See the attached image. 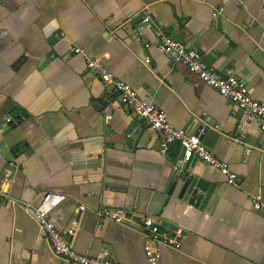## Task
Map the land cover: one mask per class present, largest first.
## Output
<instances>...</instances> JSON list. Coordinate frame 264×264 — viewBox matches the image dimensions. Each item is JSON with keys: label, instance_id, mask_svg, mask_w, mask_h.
<instances>
[{"label": "crops", "instance_id": "0c3cea01", "mask_svg": "<svg viewBox=\"0 0 264 264\" xmlns=\"http://www.w3.org/2000/svg\"><path fill=\"white\" fill-rule=\"evenodd\" d=\"M161 29L264 102L259 0H0V142L7 150H0V264H67L31 211L7 198L37 205L45 193L66 196L50 218L63 230L78 222L71 245L80 254L106 250L115 264H143L142 218L157 216L168 234H183L181 249L162 248L160 264H264V133L171 64L159 48ZM104 55L110 71L173 126L190 130L198 121L204 144L230 164L236 183L198 160L194 173L211 188L207 201L170 197L174 164L158 136L87 66V58ZM13 109L27 117L2 137ZM136 121L140 136L128 143ZM168 153L175 161L182 155L177 144ZM103 207L125 209L132 222L99 219Z\"/></svg>", "mask_w": 264, "mask_h": 264}, {"label": "built area", "instance_id": "2783aa9c", "mask_svg": "<svg viewBox=\"0 0 264 264\" xmlns=\"http://www.w3.org/2000/svg\"><path fill=\"white\" fill-rule=\"evenodd\" d=\"M264 13V0H259ZM223 9L216 11V18ZM143 23L151 24L149 15L144 16ZM159 48L175 67L184 68L190 75L196 78L199 85H205L218 91V93L243 111L246 119L257 123L264 133V102L252 96L248 86L237 76H223L213 66L206 63L201 52L190 48L186 44L176 41L163 29L157 34ZM76 53H83L81 49H76ZM109 55L102 58H87V66L91 71L98 73L105 85L112 88L123 105L135 112L159 138L162 153H167L170 146L177 144L183 154V162L191 160L201 161L204 164L218 170L227 177L229 184H235L238 177L232 172L227 161L218 159L204 144V131L200 123L193 120L190 130L178 129L173 126L167 114L161 110L149 97L141 96L130 84L117 78L107 67ZM146 65L149 59L144 61ZM140 128L133 130L134 135L138 134ZM131 137V135H129ZM13 166V163H11ZM14 205H20L31 211L40 232L48 240L53 253L67 264H115L108 251H102L97 255H85L75 251L71 245V238L78 228V222L73 221L66 229H60L52 220V212L61 205L66 196L57 193H45L39 204L34 205L7 197ZM256 209L261 205L257 203ZM81 211L85 207L80 208ZM99 219L109 220L117 224L132 222V217L125 209H111L103 207L96 212ZM143 231L146 235L144 252L146 262L143 264H160L163 256V247L179 250L183 244V234L176 232L168 234L164 228L162 220L157 216H145L142 218Z\"/></svg>", "mask_w": 264, "mask_h": 264}, {"label": "water", "instance_id": "95a60500", "mask_svg": "<svg viewBox=\"0 0 264 264\" xmlns=\"http://www.w3.org/2000/svg\"><path fill=\"white\" fill-rule=\"evenodd\" d=\"M10 117L11 118L8 121L9 129L2 134V137L10 135L16 129V122L23 117H27V115L20 109H13L10 113ZM133 117L134 119H137L139 116L135 113ZM138 126L137 121L129 125L127 131L128 143L140 136L139 133L135 135L133 133V130L140 128ZM129 135H131V137H129ZM5 145V141L0 142V150L2 153H6L7 151ZM20 150L21 148L19 146L14 147L13 151L10 152V155L14 156L16 153H19ZM165 155L169 161H172L174 164L168 177L166 193H168L170 197H176L179 200L188 201L190 204L196 206L204 204L210 196L211 188L207 187V183L203 177L194 173L196 160L183 162L182 154L180 159L175 161L171 158L168 152Z\"/></svg>", "mask_w": 264, "mask_h": 264}]
</instances>
